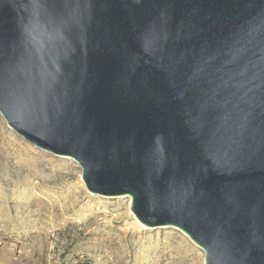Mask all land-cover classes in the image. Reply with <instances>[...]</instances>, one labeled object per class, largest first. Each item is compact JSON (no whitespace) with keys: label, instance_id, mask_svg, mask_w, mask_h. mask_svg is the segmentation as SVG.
<instances>
[{"label":"water","instance_id":"1","mask_svg":"<svg viewBox=\"0 0 264 264\" xmlns=\"http://www.w3.org/2000/svg\"><path fill=\"white\" fill-rule=\"evenodd\" d=\"M0 112L205 264H264V0H0Z\"/></svg>","mask_w":264,"mask_h":264},{"label":"rangeland","instance_id":"2","mask_svg":"<svg viewBox=\"0 0 264 264\" xmlns=\"http://www.w3.org/2000/svg\"><path fill=\"white\" fill-rule=\"evenodd\" d=\"M82 173L0 112V264H205L181 229L145 225L130 196L90 192Z\"/></svg>","mask_w":264,"mask_h":264},{"label":"bare ground","instance_id":"3","mask_svg":"<svg viewBox=\"0 0 264 264\" xmlns=\"http://www.w3.org/2000/svg\"><path fill=\"white\" fill-rule=\"evenodd\" d=\"M2 134V133H1ZM12 137V136H11ZM9 139V138H8ZM15 145V144H14ZM28 149V148H27ZM3 161V160H2ZM77 193H79V192H77ZM78 195V194H77ZM79 197H81V196H79Z\"/></svg>","mask_w":264,"mask_h":264}]
</instances>
